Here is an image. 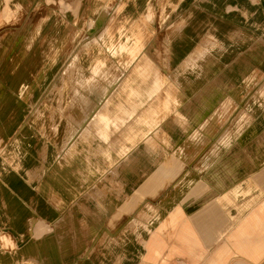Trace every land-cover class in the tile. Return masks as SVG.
<instances>
[{
	"label": "crops",
	"instance_id": "obj_1",
	"mask_svg": "<svg viewBox=\"0 0 264 264\" xmlns=\"http://www.w3.org/2000/svg\"><path fill=\"white\" fill-rule=\"evenodd\" d=\"M78 1L0 45V264H264V0Z\"/></svg>",
	"mask_w": 264,
	"mask_h": 264
},
{
	"label": "rangeland",
	"instance_id": "obj_2",
	"mask_svg": "<svg viewBox=\"0 0 264 264\" xmlns=\"http://www.w3.org/2000/svg\"><path fill=\"white\" fill-rule=\"evenodd\" d=\"M77 0H43L41 3V0H37L36 3L32 2H25L24 4H21V6H18L14 11H11L10 14L5 15L3 14L2 17H0V45H2L6 40L10 38L17 39L20 36H26L29 32H37L38 29L41 27L43 21L47 19V17H50L53 22L59 23L62 26H68L70 28V31L72 32L70 34L69 41H80L83 42L81 45L80 54H83L84 52H89L87 49L84 48V43H87L89 41H92L94 38V35L90 33L91 29H93L91 25V18L87 15H83V12H80V14L77 13L78 7L76 6L79 4L76 3ZM8 4V0L4 2V5L6 6ZM162 5V3H160ZM110 5V10L115 11V5L112 7ZM150 9L152 10V17L150 18H143L140 17L139 22H141V26H144V28L148 25H151L154 23V12H155V6L152 4L150 5ZM79 15V16H78ZM81 16V17H80ZM76 21H82V23L85 25V28L81 30L80 33H76V30L73 26V22ZM118 19L116 18H109L107 20V26L108 31L112 29L111 27L118 26L117 22ZM137 20V19H136ZM136 23V21H135ZM72 24V25H71ZM105 26V25H103ZM143 28V29H144ZM102 29V28H101ZM114 31V30H112ZM113 34H116L112 32ZM92 38V39H90ZM41 39H39L40 41ZM150 40H147L145 42V45L148 44ZM87 47V46H86ZM52 84V83H51ZM56 89L55 82L49 87V91L39 100L37 104L34 105V117L39 118V120H43L44 117L42 116L44 113L43 107H45V113H51L53 111V114L55 116L56 110H52L51 106L56 107V99L55 97H52L53 93L52 91ZM98 101L104 102V98H98ZM50 103V104H49ZM99 103V102H98ZM88 114H82V125L88 117ZM43 117V118H41ZM46 125V124H45ZM39 128H42V130H45L46 127L44 126V120L41 123V126ZM41 131V130H40ZM169 130H160L157 131V136L160 139V134L163 136L166 134ZM10 243L8 241H5V245L8 246Z\"/></svg>",
	"mask_w": 264,
	"mask_h": 264
}]
</instances>
